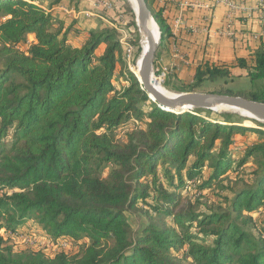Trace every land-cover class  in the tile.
<instances>
[{
	"label": "trees",
	"instance_id": "trees-1",
	"mask_svg": "<svg viewBox=\"0 0 264 264\" xmlns=\"http://www.w3.org/2000/svg\"><path fill=\"white\" fill-rule=\"evenodd\" d=\"M37 1L0 0V139H11L8 149L0 143V188H19L0 194V230L17 231L34 218L52 242L85 245L77 255L62 249L49 256L0 245V264H264V227L254 234L248 213L264 210V132L228 112L217 120L203 116L209 109L176 114L155 102L145 111L151 99L127 67L118 32L90 30L74 44V21L55 20ZM146 1L163 42L172 22ZM27 38L30 45L20 49ZM118 65L128 81L120 91L113 85ZM233 68L252 81L264 78V45L232 64L203 63L183 91L232 76ZM213 93L264 103V91ZM144 113L143 129L114 140L124 121ZM247 131L263 137L245 147L238 164L254 161L252 182L234 191L225 209L205 214L185 204L180 189L190 180H200L199 191L220 184L232 166L234 136ZM128 213L144 221L136 231Z\"/></svg>",
	"mask_w": 264,
	"mask_h": 264
},
{
	"label": "rangeland",
	"instance_id": "rangeland-1",
	"mask_svg": "<svg viewBox=\"0 0 264 264\" xmlns=\"http://www.w3.org/2000/svg\"><path fill=\"white\" fill-rule=\"evenodd\" d=\"M46 2H50L51 0H42ZM103 1H110L113 5L112 9L106 8L108 5ZM36 3L41 5V0H38ZM93 6L95 11L87 12L84 11V14L89 15V17L95 16L94 14H98V12L108 11L112 12L113 19H118V15H122L125 19V25L128 27L130 35V41L136 42L137 36L139 35L135 17L133 18L131 12L134 14L132 6L129 0H93ZM97 10V11H96ZM111 17V16H109ZM131 22L134 24L132 25ZM136 26V27H135ZM141 40V39H140ZM139 40V43H140ZM32 39L27 38L23 44H20L18 47L20 49L26 50L28 45H30ZM136 50V48L134 49ZM127 67L131 71H136V61L133 58V54L130 56V59L126 58ZM156 62L153 65V78L159 81L161 85H163L167 90L172 93H182L183 89H185L186 83L179 82L176 78H170L166 75L161 76L159 71L156 69ZM233 72L232 76H228L216 82H205L201 88L198 89L197 92H213L215 90H224L230 89L236 94H240L242 96L246 95V93H260L264 91V78L251 80L247 74L239 75ZM245 73V72H242ZM161 80H160V79ZM113 85L114 89L122 90V88L128 85V81L125 78V75L121 72V65H118L113 77ZM245 92V93H244ZM111 95V94H110ZM151 99V98H150ZM154 102L152 99L142 105V108L145 111H148L150 105ZM225 109V108H224ZM222 110V111H221ZM221 110H210L209 113L203 114L209 116L210 118H214L217 120H222L219 114L228 112L231 114H235L237 116L231 115V119L239 121L242 125L251 126L257 128L264 132V122L258 121L252 117L242 116L237 112H233L229 109H221ZM148 118L146 117V113H144L143 117L140 119H136L134 117H130L127 121L122 123V126L116 129L113 132L114 140L117 142L126 141L127 133L133 129H143L146 125ZM235 141L231 146V154L230 158L232 159L231 168L228 169L223 180L219 185L211 186L204 191H199L197 186L200 180H190L187 182V185L180 189L182 196L185 200V204L191 205V207L198 213H207L210 210L216 209H225L227 206L228 199L232 196L234 191L242 188L246 183H251L253 180V176L251 175V171L256 167L255 163L252 159L247 162L245 165H238L242 159L244 154L245 147L253 142H257L262 140L258 133L247 131L244 135L237 134L234 136ZM10 134L3 139H0V143L3 144L4 148L8 149L10 145ZM109 168L107 167L104 172V176H107ZM205 172L209 171V168L206 167ZM13 191H19V188H7L1 187V193H11ZM139 206H144L143 203H139ZM147 206V205H146ZM252 219H254L255 224L251 228V231L254 234H258L259 230L264 227V210L262 207L258 209L252 210L248 212ZM128 221L131 222L133 230L136 231L140 228V226L144 223L142 218L135 214L128 213ZM35 219H27L21 227L14 232H6L3 228L0 230V240L2 248H9L13 252H36L41 251L42 253H46L48 256L53 255L54 252L64 249L69 255H77L82 250V247L85 245L83 242H73V241H58L52 242L46 235H42V230L35 223ZM195 230V229H194ZM211 241L210 239H208ZM58 243V244H57ZM177 257L180 258L181 254L178 253Z\"/></svg>",
	"mask_w": 264,
	"mask_h": 264
},
{
	"label": "crops",
	"instance_id": "crops-1",
	"mask_svg": "<svg viewBox=\"0 0 264 264\" xmlns=\"http://www.w3.org/2000/svg\"><path fill=\"white\" fill-rule=\"evenodd\" d=\"M73 1L72 5L67 0H62L58 5L51 6L53 0L50 2L41 0V5L52 13L55 20H64L66 24L74 21L77 33H69L68 39L80 45L90 30H100L109 26L108 21L113 19V13L103 11L89 17L84 11L90 13L95 11L93 0ZM177 2L178 0H152L153 7L155 9L161 7V15L166 16L169 23L179 16L182 18L181 26L177 29L170 27L166 38L156 51L155 64L161 76L166 75L176 78L181 83H189L193 80L196 68L205 62L216 65L232 64L237 57L250 58L263 47L264 21L260 23L257 14L253 13L250 18L242 16L235 21L234 28L239 36L231 39L217 34V30L223 24L225 9L223 5L215 10L207 29L192 31L189 25L201 28L199 21L201 11L187 8L180 10ZM255 2L256 0H246L248 5H254ZM104 48L105 43H100L96 48V55ZM235 70L240 76L246 75V71L239 68H233L232 74Z\"/></svg>",
	"mask_w": 264,
	"mask_h": 264
},
{
	"label": "water",
	"instance_id": "water-1",
	"mask_svg": "<svg viewBox=\"0 0 264 264\" xmlns=\"http://www.w3.org/2000/svg\"><path fill=\"white\" fill-rule=\"evenodd\" d=\"M135 2L136 11L134 16L136 17V26L138 31L140 32L141 30L148 40L147 49L141 54V63L136 78L141 85V90L146 93L148 98H151L161 109H166L176 114L183 113L189 109L214 110L217 107L228 106L246 111L254 119L264 122L263 102L241 96L223 95L213 92L183 91L182 93L168 95L159 91L155 86L156 79L153 78L155 54L161 42L159 26L150 12L147 1L135 0ZM149 19H153L154 25L157 27V39L151 33Z\"/></svg>",
	"mask_w": 264,
	"mask_h": 264
},
{
	"label": "built area",
	"instance_id": "built-area-1",
	"mask_svg": "<svg viewBox=\"0 0 264 264\" xmlns=\"http://www.w3.org/2000/svg\"><path fill=\"white\" fill-rule=\"evenodd\" d=\"M103 2L108 5L106 8H113V5L110 1ZM177 5H179L180 10L187 8L191 10L201 11L199 20L201 28L189 25V29L192 31H202L203 29H207V25L212 20L213 13L218 7L223 5L225 7L223 12V24L222 27L217 30V34L220 36H227L231 39H236L239 36L234 28V22L242 16L250 18L252 17L253 13H255L257 14V18L260 23H263L264 21V0H256L254 5L246 4V0H178ZM117 17L118 19L114 18L108 21V24L119 34V42L121 43L124 49V58L130 59V56L132 54L134 55L135 51V46L130 41L129 33L131 31H129L128 27H126L124 17H122L121 14ZM181 24L182 18L180 19L179 16L173 19L172 28L177 29L181 26Z\"/></svg>",
	"mask_w": 264,
	"mask_h": 264
},
{
	"label": "bare ground",
	"instance_id": "bare-ground-1",
	"mask_svg": "<svg viewBox=\"0 0 264 264\" xmlns=\"http://www.w3.org/2000/svg\"><path fill=\"white\" fill-rule=\"evenodd\" d=\"M131 6H132V9H133V12L135 13L136 11V2L135 0H129ZM135 17V16H134ZM149 27L151 29V33H153V36L157 39V27L154 25V21L153 19H149ZM139 32V31H138ZM139 35H140V46H141V52H140V55L138 56L139 58L137 59L136 61V72H137V75H138V70H139V67H140V63H141V54L147 49V46H148V40H147V37H145V35L142 33V31L140 30L139 32ZM155 86L156 88L161 91V92H164L168 95H172L173 93L169 90H167L163 85H161L159 83L158 80H155ZM229 109V110H232L233 112H237L239 113L240 115L242 116H247V117H252L249 113H247L246 111H242V110H238L236 108H232V107H228V106H224V107H217L215 108L214 110H225V109ZM222 111V110H221ZM253 118V117H252Z\"/></svg>",
	"mask_w": 264,
	"mask_h": 264
}]
</instances>
